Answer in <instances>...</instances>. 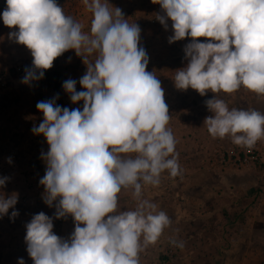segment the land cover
I'll list each match as a JSON object with an SVG mask.
<instances>
[{"label": "clouds", "instance_id": "9594fccd", "mask_svg": "<svg viewBox=\"0 0 264 264\" xmlns=\"http://www.w3.org/2000/svg\"><path fill=\"white\" fill-rule=\"evenodd\" d=\"M92 13L90 33L65 13L57 0H6V26L18 28L9 38L27 46L34 58L22 82L44 77V70L70 49L83 57L87 72L79 83L68 79L63 88L73 103L69 109L51 100L39 101L44 119L33 126L50 150L43 158L45 203L59 197L56 218L71 214L75 229L70 242L53 232V220L35 214L27 223L25 241L34 264H140V253L158 242L171 219L157 204L143 198L145 186H159L162 174L181 175L176 140L168 127L171 116L160 80L147 71L148 55L139 47L140 27L130 23L109 0H82ZM166 16L169 42L192 37L185 47L188 65L175 72L178 89L189 87L202 96L233 93L241 87L264 96V0H153ZM211 38L200 42L196 38ZM214 115L204 124L213 138L231 137L242 148L264 139V113L229 108L223 99L206 101ZM11 163V158H9ZM8 178H0L4 186ZM132 189L136 206L117 211L120 193ZM17 197L0 195V214H7ZM12 217L18 215L12 212ZM183 248L182 241L172 239ZM19 264H25L19 258Z\"/></svg>", "mask_w": 264, "mask_h": 264}, {"label": "crops", "instance_id": "0c3cea01", "mask_svg": "<svg viewBox=\"0 0 264 264\" xmlns=\"http://www.w3.org/2000/svg\"><path fill=\"white\" fill-rule=\"evenodd\" d=\"M57 3L83 25L85 33H90L92 13L82 0H57ZM109 3L120 8L124 18L141 29L138 46L148 55L146 70L156 75L164 89L171 116L168 127L178 141V162L186 173L169 186L166 171L159 186L143 188V198L157 204V210L165 211L172 223L156 244L140 253V264H264V158L251 168L221 166L222 152L234 143L231 137L213 138L204 124L206 117L214 115L206 105L209 99H223L230 109H256L264 113V96L243 87L230 94L208 90L203 96L190 87L178 89L174 75L188 65L190 58H186L185 47L193 38L170 43L173 22L167 18L165 28L157 17L166 13L153 0H109ZM6 7L5 0H0V68L32 63L34 58L27 46L9 38V33L18 28L4 24L2 13ZM196 39L206 42L211 38ZM74 57L83 61L74 49L55 60L61 64ZM19 81L16 79L10 85L6 93L9 109L0 116V178H8L0 186V195L17 197L15 206L7 214H0V264H19V258L25 264H34L25 236L26 225L35 214L43 212L51 217L53 232L69 242L75 229L71 214L56 218L59 197L52 206L45 203L46 189L40 180L46 175L47 163L42 153L46 154L50 145L45 137L36 136L32 124L23 122L27 114L41 111L34 106L36 103L26 107L24 98L13 99L20 92L19 86L23 87ZM12 151L16 158L9 163ZM135 206L132 189L122 190L117 211L132 210ZM13 211L18 212L14 218ZM172 239L182 241L184 246L168 257Z\"/></svg>", "mask_w": 264, "mask_h": 264}, {"label": "built area", "instance_id": "2783aa9c", "mask_svg": "<svg viewBox=\"0 0 264 264\" xmlns=\"http://www.w3.org/2000/svg\"><path fill=\"white\" fill-rule=\"evenodd\" d=\"M32 63H20L8 68H0V106L6 99V93L10 88V85L16 79H22L25 76V69L32 68ZM11 160L16 158L14 151L9 153ZM264 158V139L257 142L252 148H242L235 144H232L225 151L222 152V156L219 158V164L227 168H251ZM178 177V176H177ZM177 177L172 178L175 180ZM62 221V219H60ZM178 247L170 245L167 251L168 257H173L177 253Z\"/></svg>", "mask_w": 264, "mask_h": 264}, {"label": "rangeland", "instance_id": "374dc122", "mask_svg": "<svg viewBox=\"0 0 264 264\" xmlns=\"http://www.w3.org/2000/svg\"><path fill=\"white\" fill-rule=\"evenodd\" d=\"M5 5L7 6L6 0H5ZM61 56H59V57H61ZM21 63H28V62H21ZM50 69H60L70 79H74L77 81L78 84H80L79 83L80 78L83 75H85L87 72V65L84 63V61H81V60L76 59L74 57V58H70L69 60H67L61 64H60L59 60H54L53 67ZM50 69L44 70V74L46 72L50 71ZM19 82H20L19 84H22L23 87L19 86L20 92L16 96H14L13 99L20 101L22 98H24L22 102L25 104L26 107H29L30 105H32L34 103L37 104V102H39V101H47V100H51L54 98V95H53V93H51V90H49L48 87L43 88L42 85H40L39 80L38 81H32L31 84L23 83L22 79H20ZM5 101H6V99L3 102H5ZM8 101H6V102H8ZM3 102L1 103L2 105L0 106V116L4 115V113H6V111H7L6 109H9V106H7V105L4 106ZM10 102H11V100H10ZM36 104H34V106H36ZM13 113H15V112L13 111ZM43 119H44L43 113L37 112L36 114H27L26 116H24L23 122H28L29 124H32L33 126H39V124L43 121ZM36 136L37 137L40 136L42 138L45 137L42 133H39ZM260 169H262V168H260ZM185 174L186 173L182 172L181 175H178V177L175 180H171L170 176L168 175L166 183L169 186H173L174 184L179 182L180 178Z\"/></svg>", "mask_w": 264, "mask_h": 264}, {"label": "trees", "instance_id": "16d2710c", "mask_svg": "<svg viewBox=\"0 0 264 264\" xmlns=\"http://www.w3.org/2000/svg\"><path fill=\"white\" fill-rule=\"evenodd\" d=\"M70 79L66 74H64L60 69H53L44 74V77L39 80L40 85H42L43 88L48 87L49 90H51V93H53L54 98L59 94V98L55 100V103L57 105H60L62 107H67L70 110L75 108L83 109L84 101H78L73 103L70 99V93H68L63 88V83ZM76 90L77 91H86V89L83 88L80 84H76ZM12 102V101H11ZM9 102H3V105H8Z\"/></svg>", "mask_w": 264, "mask_h": 264}]
</instances>
